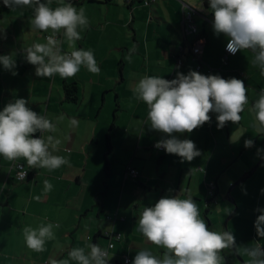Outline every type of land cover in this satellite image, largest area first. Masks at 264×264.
I'll return each instance as SVG.
<instances>
[{
    "label": "crops",
    "instance_id": "obj_1",
    "mask_svg": "<svg viewBox=\"0 0 264 264\" xmlns=\"http://www.w3.org/2000/svg\"><path fill=\"white\" fill-rule=\"evenodd\" d=\"M76 1L77 3L70 2L77 9L84 7L90 22L88 29L82 33V39L76 42V47L93 50L100 65L122 63L123 80H119V84L123 83L126 89H123L121 95H116L120 108L129 111V115L124 114L126 119L116 116L121 124H115V131L119 133L113 141L111 139L114 151L110 162V165L112 162L121 164L122 172L113 186L109 187L108 184V188L103 190L105 181L101 179L99 163L102 154L97 148L88 147L93 145L95 139V146H99L98 126L81 123L68 132L64 126L57 124L56 133L45 135H54L62 141L54 154L67 157L71 166L65 165L49 173L46 169H29L26 161H21L31 171L34 183H29L26 188H17L28 193L25 203L17 205L14 202L15 188L8 190L9 183L16 181L15 173L9 169L11 163L8 164L9 161L0 156V264H49L50 259H66L71 248H86L89 242L106 247L108 233L121 235L120 240L115 241L114 248L109 251L112 255L109 264H122L123 255H127L132 264L137 252L143 248L162 253V250L146 242L136 230L137 221L144 207L153 206L161 197L179 193L181 198H187L190 193L199 209L202 201L205 202V215L213 210L218 201L216 212L214 210L211 216L223 222L227 217L224 230L232 224L230 232L238 247H250L256 243L264 245V238L258 237L254 227L259 215L256 209H261L264 205V194L261 192L264 189V174L259 182L250 183L252 176L264 166V152L257 153V149H264V135L254 134L251 127L254 113L249 111L258 98L257 94L264 88V77L251 64L253 53L248 50L238 51L223 65L222 57L228 38L214 33V15L210 7H205L200 0H156L149 4H145V0ZM56 2L58 0H53V4ZM65 3L68 1L65 0ZM188 12L192 14L199 33L203 35L184 37L182 22L183 16ZM33 14L32 7L16 8L13 10L12 26L0 27V35L15 42L11 48L0 43V55L13 56L17 73L12 75L0 65V78L5 83L0 98L3 105L18 98L28 99V107L32 110L38 114L40 112V115L43 112L47 116L51 108L53 116L55 112L68 108H63V104H67L63 102V82L67 80L78 84L79 80L77 77L62 79L60 76L57 80V75L53 79L46 77L45 81L50 87L46 86L41 90L36 84L40 79L33 74L32 80H29L32 81V88L18 91L19 84L16 81L28 77L25 70L22 71L23 66L29 70L33 68V65L27 63L23 49L35 42H45L46 36L50 34L31 29L29 20ZM26 34L30 39L27 38L28 41ZM21 37L26 40L21 41ZM197 38L203 40L200 55L202 68L198 73L243 80L248 89L249 103L241 113L242 120L238 124L228 122L223 128H218L217 114L210 113L211 121L191 133H174L178 139L192 140L201 153L188 162L182 161L175 154L155 148L158 141L169 137L151 130L146 124L147 105L135 100L133 92L128 89L136 77L134 71H128V65L132 64L125 57L130 50H133L132 56L143 54L138 70L141 76L156 75L172 80L178 72L187 75L189 71H196L197 64L192 59L188 44H192ZM158 42L161 44L159 50ZM181 45L185 47L183 50ZM63 48L67 51L66 43ZM157 51L160 52L159 57H156ZM152 63H155V69L151 66ZM7 77H10L12 83L10 87ZM87 86L83 84L84 92ZM106 89L107 86L100 81L91 93L104 94ZM53 91L59 97L57 109V103L53 107L50 105ZM126 92L130 95H126ZM7 96L9 98L5 99ZM129 99H133L134 103L127 109ZM35 136L38 137L39 133ZM248 139L254 142L250 148L244 146ZM90 160L96 163L89 167ZM199 166H203V171L199 170ZM128 168L139 172L137 178L127 173ZM46 179L53 185L52 191L47 194L43 191ZM211 181L216 185L217 200L208 205L207 185ZM99 195H102L101 198ZM35 196H40L41 199L37 201L33 198ZM96 202L98 206H94ZM42 212L49 213L41 216ZM42 220L58 223L60 227L55 229L57 240L48 241L46 250L38 253L26 247L22 228L26 225L35 227ZM249 227L253 229L250 231ZM222 255L227 258V264H239L244 259L239 255L238 259L235 258L232 250H225Z\"/></svg>",
    "mask_w": 264,
    "mask_h": 264
},
{
    "label": "clouds",
    "instance_id": "obj_2",
    "mask_svg": "<svg viewBox=\"0 0 264 264\" xmlns=\"http://www.w3.org/2000/svg\"><path fill=\"white\" fill-rule=\"evenodd\" d=\"M3 0L11 9L32 7L33 16L29 23L31 29L44 33L45 42H35L24 48L27 63L35 66V75L51 78L59 75L62 79L76 76L81 67L93 75L100 74L93 50L78 49L76 42L89 27V19L84 7L77 9L71 2L58 0ZM214 15V33L228 38L226 50L231 54L248 50L253 53L251 64L259 69L264 77V0H209ZM60 37H63L61 39ZM67 44V51L63 45ZM133 50L125 57L132 63ZM0 65L16 75V62L12 55L0 56ZM133 98L147 105L146 124L151 130L166 134L155 144L168 154H175L182 161L191 162L201 155L190 139H178L174 133H191L211 121L210 113H216L217 127L226 123L238 124L242 120L245 106L249 103L248 89L244 81L237 78L224 79L219 75H203L189 71L187 75L177 73L175 79L167 80L161 76L144 75L132 88ZM249 111L254 113L251 127L254 134L264 135V88ZM62 122L63 115L56 118ZM57 123L40 115L28 107L24 98L7 103L0 111V156L9 162L26 161L29 169H46L49 173L62 166H71L70 160L54 153L62 141L54 135ZM71 119L69 127L77 126ZM39 133V136L35 134ZM253 140H245L244 146H253ZM264 149H257V153ZM19 178L25 179L27 172L23 165ZM44 193L52 191L53 185L44 180ZM264 194V189L261 190ZM39 201L40 196L33 197ZM259 213L254 227L257 235L264 238V209ZM137 231L146 242L162 250L156 253L149 248L137 252L132 264H226L225 250H232L244 257L242 264H264V245L256 243L250 247H238L232 232L210 230L201 218L197 202L189 193L187 198L175 196L161 197L153 206L144 207L137 221ZM60 225L42 220L37 226L22 228L24 243L34 252H44L48 241H56L55 229ZM109 243L101 247L89 242L85 247H73L66 259H50L49 264H109L112 255Z\"/></svg>",
    "mask_w": 264,
    "mask_h": 264
},
{
    "label": "rangeland",
    "instance_id": "obj_3",
    "mask_svg": "<svg viewBox=\"0 0 264 264\" xmlns=\"http://www.w3.org/2000/svg\"><path fill=\"white\" fill-rule=\"evenodd\" d=\"M181 2H185V0H180ZM56 3H52L51 6L54 5V7L58 6ZM0 5L3 7V16L2 19L0 20V27L4 26L5 28L7 27H11L12 24L14 22L12 17H13V10L9 7L4 6L3 4V0H0ZM16 22V21H15ZM30 26V24H29ZM27 27V26H26ZM28 28V27H27ZM26 39L27 34L25 35ZM192 34H188L189 38H192ZM24 39V40H26ZM29 39V38H28ZM27 39V41H28ZM23 38L21 37V41H24ZM30 40V39H29ZM17 41V40H16ZM0 43H2L5 47L7 48H11L13 46V44L15 43L12 39H10L9 37H3L0 35ZM158 49L161 48V44L160 42H158ZM1 56V55H0ZM160 56V52L157 51L156 53V57ZM134 57L132 60V65H128L127 69L128 71H134V75L136 77L135 81L133 82V84H129L128 89L130 91H132V88L135 86V84L138 82V80L142 77L140 75V73H138V70L140 69V64L141 61L143 59V54L142 55H135L132 56ZM98 66L100 67V74L99 75H93L90 72H88L84 67H81L80 71L76 74L75 77L78 78V86H79V103L77 104H71V103H67V104H63V108L68 107L67 110H60L58 112H55L53 114V116L51 115V108L49 110V112L47 113V117L50 118L51 120H53V123H56V118L63 115L65 117V119L62 122H59L57 124H60L62 126H64V128H66V130L68 132L72 131V127H69V121L71 119H76L78 121L77 125H80L81 123L84 125L86 123H93L95 125L98 126L99 129V137H97V139L99 140V146H95L97 145V141L96 139L93 141V145H89L88 147L90 149H98L99 153L102 154L100 159H99V163H100V175H101V179H103L105 181V185L101 183V185L103 186V190H106L108 188V184L109 187L113 186L115 181L117 180V177L120 175V173L122 172L121 170V164H116L115 162L111 163L110 165V176L109 178H106L105 174H104V160H103V155L106 151V147H105V133L108 132V128L110 126V123L113 121V110L115 107V97L116 94H122L123 93V89H126L125 86L123 85V83L119 84V80H120V75H119V71H118V65L117 64H106L103 63L102 65H100V61L96 60ZM151 66L155 69V63H152ZM1 68V67H0ZM25 70V71H24ZM22 71H24L26 73V75L28 76L27 78H23V79H19L18 81H16V84H19V87H17L18 91H21V89L24 91L26 88L27 90H30V88H32V75L35 74V66H33V68L31 70H29L28 67H24ZM129 74V73H127ZM59 75L57 74V80H58ZM8 81H9V87L12 85L10 77H7ZM40 81L39 83H36L39 85L41 90H44V87H50L49 83H46V77H39ZM51 79H53V77H51ZM103 82L108 89L105 90L104 94L100 93V94H92L91 90H93V88H95L99 82ZM83 84L88 85L87 86V90L84 92L83 91ZM5 83L3 81H1L0 78V93L2 91V89L4 88ZM24 86V87H23ZM123 87V88H122ZM57 88V87H56ZM127 90V91H129ZM47 96L49 95V89L47 90ZM46 90L44 91L45 93L47 92ZM62 91V90H61ZM129 91V92H130ZM52 97H51V102L50 105H54L56 104L58 107H55L56 109L59 108V101H58V95L56 91L52 92ZM126 95H130L129 93L126 92ZM62 96H64L63 91H62ZM103 97V99H102ZM9 97L7 96L8 99ZM28 100V99H27ZM118 103H119V99H118ZM134 103L133 99H129L128 100V104H127V109L130 107V105H132ZM46 103L42 104V106L44 107ZM6 105V104H5ZM2 104V100L0 98V111L1 109L5 106ZM53 107V106H52ZM45 109V108H44ZM59 110V109H58ZM124 109L120 108V104H119V109L116 113V115H120L123 116V119H126L127 117L124 116V114H128L129 115V111H123ZM44 111V110H43ZM40 114V112H39ZM41 115H44V113L42 112ZM68 119V120H67ZM121 124L120 120L115 121V124ZM59 126V125H58ZM119 133L118 131H113L112 132V141L116 138V134ZM123 158V157H122ZM112 156H109V163L112 161ZM21 161L23 160H19L16 162H9L8 164L11 163H21ZM25 162V161H24ZM96 163V162H95ZM95 163H92V161L90 160V165H93ZM22 164V163H21ZM11 165L9 166V169L11 167ZM199 168H203V166H199ZM89 169V168H88ZM263 170H264V166H261V168L255 173V175L252 176L251 178V184L253 182H259V180H262L263 178ZM90 177V176H89ZM91 178V177H90ZM29 183H31L33 185V181H24V182H16L15 183H9L8 185V190L11 191L13 189V187L15 188V200L14 202L17 205H20L22 202L25 201L26 198H28V193L26 194L25 192L20 191L19 188L20 186H24V188H26L28 185H30ZM212 183V181L210 182V184ZM2 188V187H1ZM253 188V187H251ZM9 191H7V193H9ZM4 196L6 197V193L4 194ZM102 195H99V198H101ZM224 199V198H223ZM25 203V202H24ZM218 201L216 204H214L213 206V210L209 213H207L206 215L205 213V202L202 201V205L200 208V213H201V218L205 220L208 228L210 230L213 231H222L224 230V222L227 221V217L224 218V222L221 219H216L213 218L211 216L212 212H216V207H217ZM15 205V206H17ZM261 209H264V205L261 207ZM49 212H42L40 213L41 216H44V214H48ZM252 222V221H250ZM230 227H232V224L230 226H228V229L226 228L225 230L230 231ZM250 231L253 229L252 227L248 228ZM234 257L237 258V255L235 254V252L233 251ZM238 259V258H237ZM225 260H227V258H225ZM235 263V262H233ZM227 264V262H226ZM237 264V263H235ZM239 264H242L241 262H239Z\"/></svg>",
    "mask_w": 264,
    "mask_h": 264
},
{
    "label": "trees",
    "instance_id": "obj_4",
    "mask_svg": "<svg viewBox=\"0 0 264 264\" xmlns=\"http://www.w3.org/2000/svg\"><path fill=\"white\" fill-rule=\"evenodd\" d=\"M67 1L70 2L71 0H67ZM87 1L88 2H93V0H87ZM200 1L205 7H207V8L210 7L209 0H200ZM72 2L77 3V1H75V0L72 1ZM2 16H3V7L0 5V19L2 18ZM186 35H188V34L184 33V37L185 38H186ZM192 35H194V34H192ZM200 35H203V33H198V35H195V36H200ZM191 45L192 44H188V47H189L190 51H191V48H190ZM180 48H181V50H183L185 47L183 45H181ZM191 55H192V59L196 62V64L197 65L200 64L201 68H202L201 57H200V60L197 61V60L194 59L192 51H191ZM197 65H196V67H197ZM118 71H119V75H120V80H123V77H122V63L121 62L118 64ZM197 72H199V71H197ZM62 90H63V94H64V97H63V102L64 103H71V104L79 103V86H78V84L76 82H69L67 80L64 81L63 84H62ZM102 99H103V97H102ZM118 109H119V103H118V96L116 95V97H115V107H114V110H113V121H112V123L110 124V126L108 128V132H106V134H105L106 151L104 153L103 160H104V174H105L106 178H108L110 176L109 156L112 155L113 151H114V147L112 145L111 139H112V132L116 130L115 119H116V116H117L116 113H117ZM24 168L29 173L27 179L24 180V181H33V175L31 173V171L25 166H24ZM10 169H11V167H10ZM128 169H132V168H128ZM202 171H203V169H202ZM127 173H128V170H127ZM24 181H22V182H24ZM17 182H20V181H17ZM207 196H208L209 199L206 200V204L209 205L210 203H216V200H217L216 187H215V190H214V192L212 194L208 195V192H207ZM98 205L99 204L96 202V204L94 206H98ZM206 212H207V210H206ZM116 234H118V233H116Z\"/></svg>",
    "mask_w": 264,
    "mask_h": 264
},
{
    "label": "built area",
    "instance_id": "obj_5",
    "mask_svg": "<svg viewBox=\"0 0 264 264\" xmlns=\"http://www.w3.org/2000/svg\"><path fill=\"white\" fill-rule=\"evenodd\" d=\"M71 1H74V0H71ZM154 1H156V0H145V4H149L150 2H154ZM182 25H183V31H184V33L198 35V33H199L198 26L196 25V22H195L192 14L190 12H188L187 14H185L183 16ZM202 44H203V40L201 38H197V40L194 43H192V45L190 47L191 48V51H192V54H193V57L197 61L200 60ZM226 45L224 47V55L222 57V63H223V65H226L228 63L229 57L235 56L238 53V51H237L235 54H231L230 52H228L226 50ZM200 70H201V65L198 64L197 67H196V71H200ZM241 75L243 76V73H241ZM156 149L159 150V151H164V149H162V148H159V149L156 148ZM18 165H22V164H20V163H14L11 166V169L15 173V179L17 181L22 182V181H24V180L27 179L29 173H28V171L23 166V170L27 172V175H26L25 179H20L19 178V172L21 171V169H20V167H18ZM199 170L202 171L201 168H199ZM128 173L132 177H134V178H136L138 176V174H139L138 171L135 170V169H128ZM215 187H216V185L213 182L211 184L209 183L207 185L208 195H210V194H212L214 192ZM106 237L109 239L108 244L111 243L113 245H114V242L115 241H118L121 238L120 234H109V233L106 235ZM113 248L114 247L110 248L109 251L112 250ZM122 264H130V259H129V257L127 255H123L122 256Z\"/></svg>",
    "mask_w": 264,
    "mask_h": 264
}]
</instances>
